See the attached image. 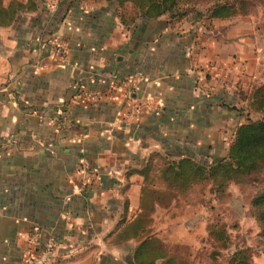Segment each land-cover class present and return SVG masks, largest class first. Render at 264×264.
I'll return each mask as SVG.
<instances>
[{
  "label": "crops",
  "instance_id": "obj_1",
  "mask_svg": "<svg viewBox=\"0 0 264 264\" xmlns=\"http://www.w3.org/2000/svg\"><path fill=\"white\" fill-rule=\"evenodd\" d=\"M11 2L20 6L0 21V264H37L48 239L59 264H135L152 234L136 229L137 171L154 154L200 162L230 142L219 86L227 60L196 35L185 41L180 21H125L107 0L0 7ZM52 36L64 41V63L50 56ZM133 101L150 105L135 120L125 118Z\"/></svg>",
  "mask_w": 264,
  "mask_h": 264
},
{
  "label": "rangeland",
  "instance_id": "obj_2",
  "mask_svg": "<svg viewBox=\"0 0 264 264\" xmlns=\"http://www.w3.org/2000/svg\"><path fill=\"white\" fill-rule=\"evenodd\" d=\"M107 1L116 4L114 0ZM207 1L197 0L196 8ZM121 10L125 21L136 14L128 2ZM159 20L160 27L162 19ZM179 21L176 28L180 30L176 32L183 38L187 34L196 35L197 43L204 39L202 48L206 53L216 51L227 60L228 64L224 66L228 68L224 70L227 74H223L222 83L218 85L223 90V102L229 106V111H223L222 115L223 122H226L222 126L227 129H223V133L231 140L235 127L246 117L256 119L263 113L253 108L250 94L254 88L264 86V4L249 1L244 12L227 18L209 21L188 14ZM189 35L185 41L188 38L191 41L193 37ZM194 42L190 45L195 46ZM236 67H239L237 71L234 70ZM227 146L224 143L217 155L201 157L200 163L209 164L226 156ZM263 185L264 168L258 179L230 182L218 196L209 192L207 182L194 184L177 193L167 206L154 205V219H144L143 226L147 232L152 231L147 236L156 243L160 252L172 257L174 262L230 264L232 252L240 250L250 264H264V239L259 234L260 226L254 220L250 205ZM211 224L216 225L210 227L212 231L209 233L207 226ZM161 261L157 259L155 264Z\"/></svg>",
  "mask_w": 264,
  "mask_h": 264
},
{
  "label": "trees",
  "instance_id": "obj_3",
  "mask_svg": "<svg viewBox=\"0 0 264 264\" xmlns=\"http://www.w3.org/2000/svg\"><path fill=\"white\" fill-rule=\"evenodd\" d=\"M122 7L129 3L136 13L147 19L164 18L165 23L179 21L188 14L197 15L206 20L227 18L236 13L244 12L249 1L264 4V0H208L200 8H196L197 0H114ZM20 3H9V8L0 7V21L11 18L10 8ZM27 8L34 6V0H26ZM8 18V19H7ZM251 105L255 110L262 111L256 119L248 117L239 123L233 133L224 157L203 164L190 156L168 158L159 154L149 157L145 165L137 172L143 176L145 184L140 190L139 205L141 218L137 219L140 226L136 229L144 230L143 220L147 212H151L154 205L167 206L179 192L194 184L207 182L209 192L218 196L230 182L241 183L258 179L264 168V86L254 88L250 94ZM251 177V178H250ZM158 182V183H157ZM252 215L260 226L259 234L264 239V185L250 202ZM207 226L211 232L213 226ZM135 264H182L174 262L172 257L160 252L150 236H145L133 251ZM230 264H250L240 250H235L230 256Z\"/></svg>",
  "mask_w": 264,
  "mask_h": 264
},
{
  "label": "built area",
  "instance_id": "obj_4",
  "mask_svg": "<svg viewBox=\"0 0 264 264\" xmlns=\"http://www.w3.org/2000/svg\"><path fill=\"white\" fill-rule=\"evenodd\" d=\"M50 52V56L53 60L57 61L58 63H64L66 60V46L62 38L58 36H52L50 40V45L48 48ZM82 96V92H77L76 97ZM150 105L144 102H134L131 103L126 110L125 118L130 119H138L142 116L146 111H148ZM80 169L86 173V168L83 163H81ZM93 172L96 171L95 169L92 170ZM37 234L34 230L28 236V243L30 246H36L37 244ZM56 240L48 239L43 244L41 250L38 252L37 256H35V262L37 264H59L55 259V249H56Z\"/></svg>",
  "mask_w": 264,
  "mask_h": 264
},
{
  "label": "water",
  "instance_id": "obj_5",
  "mask_svg": "<svg viewBox=\"0 0 264 264\" xmlns=\"http://www.w3.org/2000/svg\"><path fill=\"white\" fill-rule=\"evenodd\" d=\"M128 264H129V262H128ZM130 264H131V262H130Z\"/></svg>",
  "mask_w": 264,
  "mask_h": 264
}]
</instances>
